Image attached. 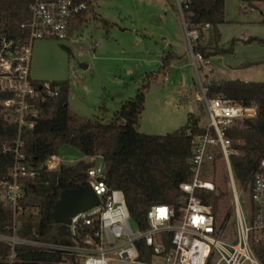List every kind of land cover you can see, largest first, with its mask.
Wrapping results in <instances>:
<instances>
[{
	"label": "trees",
	"instance_id": "16d2710c",
	"mask_svg": "<svg viewBox=\"0 0 264 264\" xmlns=\"http://www.w3.org/2000/svg\"><path fill=\"white\" fill-rule=\"evenodd\" d=\"M35 0H0V36L19 37L23 35L21 24L31 16V4ZM84 2L86 8L77 13L72 21L69 37L88 21L97 17L95 4L98 0H72ZM264 0H242L249 7H255ZM183 20L188 30L198 29L199 37L192 42L194 53H202L201 45L204 27L217 26L225 21V0H181ZM170 56H162L159 70L148 75V81L137 89L135 97L126 100L110 119L82 116L69 105L70 84L68 80L52 82L59 85L56 96L48 97L39 105V114L33 128H24L26 161L36 168L37 173L24 184V208L19 219V236L60 241L58 225L54 222L53 209L62 190L79 188L88 182V169L95 161L80 159L74 163H62L56 170L42 167L52 156L58 155L62 145L78 148L83 155L98 157L104 164L103 180L110 189H120L125 194L126 203L133 220L141 227H147L146 214L155 204L179 205L187 196L181 184L193 180L190 159L193 141L204 132L199 117L190 114L188 122L180 129L165 135H152L139 131V119L145 107V91L150 81L158 74L168 72ZM151 78V79H150ZM207 96L225 95L242 101L246 105L255 104L258 114L255 118L235 121L227 130L235 148L242 155L231 159L234 174L243 184L248 183L260 160L264 157V81L216 80L206 83ZM18 125L7 122L0 115V182L8 177L14 157L5 146L16 139ZM222 163L220 180L213 178L214 189L197 187L194 191L204 204L213 207L216 228L225 233H233V206L228 193V173L225 163L217 156L213 162ZM247 191H249L247 189ZM252 208V206H251ZM13 211L0 202V232L11 233ZM230 224V226H229ZM264 232L250 233L251 246L264 263ZM262 236V237H261ZM139 249L147 250L144 242H138ZM14 264H59L61 256L20 246ZM10 246L0 242V264H9L7 255ZM150 261L149 257L144 258Z\"/></svg>",
	"mask_w": 264,
	"mask_h": 264
},
{
	"label": "built area",
	"instance_id": "2783aa9c",
	"mask_svg": "<svg viewBox=\"0 0 264 264\" xmlns=\"http://www.w3.org/2000/svg\"><path fill=\"white\" fill-rule=\"evenodd\" d=\"M178 4L182 14L181 0ZM85 8L84 2L72 0H35L30 19L21 24L23 35L0 36V115L19 128L16 139L5 146L14 162L8 177L0 182V202L11 208L14 216L11 233L0 232V242L10 246L9 264H14L20 246L59 254V264H264L250 243L251 231L264 232V157L251 180L241 186L231 159L242 155V151L227 137V130L235 121L255 118L258 107L225 95L210 98L206 84L201 85V93L210 121L204 132L194 138L190 159L193 180L181 184L187 196L177 207L152 205L146 214L148 225L141 228L130 214L124 192L110 189L103 180L104 164L100 158L90 157L95 164L87 171V183L99 196L100 204L73 215L60 241L18 235L19 217L24 211V184L37 173L26 161L22 131L34 127L39 105L56 96L60 89L52 82L32 79V46L37 39H67L72 21ZM185 28L195 65L197 61L209 64L207 57L193 51L192 42L198 39L199 30H188L186 24ZM217 156L225 163L229 176L235 218L232 239L225 238L216 228L213 207L194 193L197 187L214 189L213 181L200 176L204 165L213 164ZM62 163V158L52 155L42 167L56 170ZM247 189L252 199L250 212L242 206V195ZM138 242H144L147 250L142 252Z\"/></svg>",
	"mask_w": 264,
	"mask_h": 264
},
{
	"label": "rangeland",
	"instance_id": "374dc122",
	"mask_svg": "<svg viewBox=\"0 0 264 264\" xmlns=\"http://www.w3.org/2000/svg\"><path fill=\"white\" fill-rule=\"evenodd\" d=\"M95 11L97 17H89L71 37L37 39L32 46V79L68 80L69 105L82 116L110 119L124 101L135 97L148 75L159 70L162 56L171 53L168 72L150 78L140 132H174L187 124L190 114L205 127L210 120L201 85L211 79L264 81V2L249 7L242 0H225V21L205 26L201 38L209 64L197 61L196 65L178 0H98ZM249 62L256 63L245 67ZM58 156L63 163L84 157L68 144L60 147ZM221 175L218 161L205 164L200 178L213 181ZM238 183L244 185L239 179ZM227 187L232 204L229 179ZM242 206L250 212L247 190ZM234 220L233 215L230 224ZM233 233L224 237L232 239Z\"/></svg>",
	"mask_w": 264,
	"mask_h": 264
},
{
	"label": "water",
	"instance_id": "95a60500",
	"mask_svg": "<svg viewBox=\"0 0 264 264\" xmlns=\"http://www.w3.org/2000/svg\"><path fill=\"white\" fill-rule=\"evenodd\" d=\"M256 62L245 64L250 66ZM83 68L87 65L83 64ZM100 204L99 196L94 192L89 183L79 188H66L61 191L58 200L54 204V222L58 225L59 235L65 233L66 225L76 213L89 210Z\"/></svg>",
	"mask_w": 264,
	"mask_h": 264
},
{
	"label": "crops",
	"instance_id": "0c3cea01",
	"mask_svg": "<svg viewBox=\"0 0 264 264\" xmlns=\"http://www.w3.org/2000/svg\"><path fill=\"white\" fill-rule=\"evenodd\" d=\"M82 159H85V160H90L91 158H90V157H88V156H85V155H84V157H83Z\"/></svg>",
	"mask_w": 264,
	"mask_h": 264
}]
</instances>
